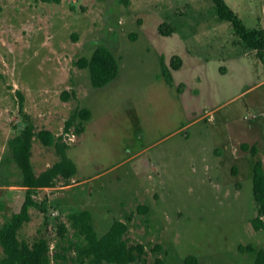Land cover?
<instances>
[{
    "label": "rangeland",
    "instance_id": "374dc122",
    "mask_svg": "<svg viewBox=\"0 0 264 264\" xmlns=\"http://www.w3.org/2000/svg\"><path fill=\"white\" fill-rule=\"evenodd\" d=\"M225 1L246 27L264 29V0ZM162 23L174 31L161 34ZM99 43L113 50L118 73L94 87L76 61ZM82 107L84 129L75 131L76 117L65 131ZM28 123L61 136L76 167L35 189L18 231L29 244L47 240L50 264L56 252L74 264L64 247L74 239L68 213L80 210L99 236L125 221V239L143 244L149 262L253 264L238 246L264 247V228L251 224L256 159L264 169V62L211 0H0V186L20 181L7 143ZM30 158L38 174L59 154L33 137ZM24 194L0 187V228Z\"/></svg>",
    "mask_w": 264,
    "mask_h": 264
},
{
    "label": "trees",
    "instance_id": "16d2710c",
    "mask_svg": "<svg viewBox=\"0 0 264 264\" xmlns=\"http://www.w3.org/2000/svg\"><path fill=\"white\" fill-rule=\"evenodd\" d=\"M211 1L216 17L219 20L229 21L235 33L247 47L255 50L256 55L264 62L263 27H246L225 0ZM173 31L174 29L166 23L159 25L161 34H170ZM76 64L80 68H88L94 87L106 85L118 73V62L113 50L102 43L95 46L89 57H80ZM170 66L173 69L179 68L181 66L180 57L172 56ZM161 76L167 83L172 80L170 69L163 62ZM68 95L67 91L61 93L63 99H66ZM20 98H22L21 95ZM76 117L80 120L75 131L80 133L84 129V121L90 117V110L87 107L74 109L65 122V131ZM33 137H37L45 146H54L59 154L57 161L38 174L34 173L30 161ZM241 146L243 149H250L252 154L256 152L253 144L242 143ZM67 147L68 145L61 140V136H55L48 128L34 130L31 123L8 140L10 156L22 173L20 184L25 186V194L18 210L14 211L0 228V244L3 250L0 264H50L51 257L47 240L44 237H38L29 244L18 237V231L29 219V208L37 205L33 197L35 189L53 186L58 177L68 179L75 173L76 167L66 153ZM252 193L257 205V213L251 218V224L255 229H261L264 228V169L260 159H256L253 164ZM68 219L73 228L74 239H69L67 247L64 248L72 247L74 250V264H165L161 257H155L149 262L145 257L143 244L127 242L124 237L127 224L123 220H114L109 228L99 236L93 228L88 210L70 212ZM238 249L253 252V264H264V247H256L249 243L240 244ZM53 258L57 264H65L66 255L64 253L56 252ZM185 261L186 264H195V257L188 255Z\"/></svg>",
    "mask_w": 264,
    "mask_h": 264
},
{
    "label": "crops",
    "instance_id": "0c3cea01",
    "mask_svg": "<svg viewBox=\"0 0 264 264\" xmlns=\"http://www.w3.org/2000/svg\"><path fill=\"white\" fill-rule=\"evenodd\" d=\"M20 130H21V127H20ZM20 130H18L17 132H15L11 137H13L14 135H16L17 133H19V131ZM11 137H9L8 138V140L11 138ZM7 149H8V154L10 155V152H9V148H8V143H7ZM11 157V156H10ZM30 161H31V158H30ZM15 163V162H14ZM16 164V163H15ZM31 164H32V162H31ZM33 166V165H32ZM18 167V166H17ZM19 168V167H18ZM35 173V172H34ZM36 174V173H35ZM20 180H21V178H22V173H21V170H20ZM4 188H6V187H12V186H18V187H24L25 188V186H23V185H21L20 184V181H19V183H13V184H10V185H2ZM2 186H0V187H2ZM10 189V188H9Z\"/></svg>",
    "mask_w": 264,
    "mask_h": 264
}]
</instances>
